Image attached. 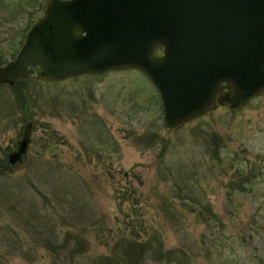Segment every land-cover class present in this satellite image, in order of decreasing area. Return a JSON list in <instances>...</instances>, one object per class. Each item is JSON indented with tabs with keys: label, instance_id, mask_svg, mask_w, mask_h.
Wrapping results in <instances>:
<instances>
[{
	"label": "rangeland",
	"instance_id": "obj_1",
	"mask_svg": "<svg viewBox=\"0 0 264 264\" xmlns=\"http://www.w3.org/2000/svg\"><path fill=\"white\" fill-rule=\"evenodd\" d=\"M44 3L0 0L5 62ZM15 88L32 124L0 171V264H125L129 237L171 251L143 264H264V92L167 130L134 69L0 84L1 165L25 122Z\"/></svg>",
	"mask_w": 264,
	"mask_h": 264
},
{
	"label": "water",
	"instance_id": "obj_2",
	"mask_svg": "<svg viewBox=\"0 0 264 264\" xmlns=\"http://www.w3.org/2000/svg\"><path fill=\"white\" fill-rule=\"evenodd\" d=\"M125 69L153 86L167 130L216 106L235 111L264 92V0H45L0 65V84ZM23 110L4 165L26 154L25 102Z\"/></svg>",
	"mask_w": 264,
	"mask_h": 264
},
{
	"label": "trees",
	"instance_id": "obj_3",
	"mask_svg": "<svg viewBox=\"0 0 264 264\" xmlns=\"http://www.w3.org/2000/svg\"><path fill=\"white\" fill-rule=\"evenodd\" d=\"M29 24L26 26L25 29H27ZM3 62L6 63L4 59L0 58V65L4 64ZM31 80L39 81L38 79H35V78H31ZM23 83L24 82H20L18 84L22 85ZM15 95L17 99L19 100V102H22V105L24 102L26 103L27 97L24 95V93H19L18 90L16 89ZM214 143H217L216 140H214ZM6 167H10V166L0 164V171L4 170ZM124 240H125V245L123 248H124L125 253L124 255L122 254L121 255L123 257V260L125 261V264H143L144 261H156V263H159L162 260L167 262L170 258L171 251L162 252L160 249H157L155 252H152L151 254H147L146 247H145L146 244H144L142 241H137L135 238H131V237L125 238ZM104 259H105L103 260L104 264H107V263L111 264L113 259H116V256L115 258L108 256V257H105Z\"/></svg>",
	"mask_w": 264,
	"mask_h": 264
}]
</instances>
